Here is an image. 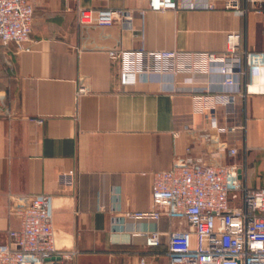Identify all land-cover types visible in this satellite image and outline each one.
I'll list each match as a JSON object with an SVG mask.
<instances>
[{
  "label": "crops",
  "instance_id": "obj_1",
  "mask_svg": "<svg viewBox=\"0 0 264 264\" xmlns=\"http://www.w3.org/2000/svg\"><path fill=\"white\" fill-rule=\"evenodd\" d=\"M28 1L33 22L23 47L29 50L0 46V245L19 226L16 212L48 194L56 246L77 252L48 264H169L168 234L186 223L124 216L151 210L153 172L186 159L236 164L248 188H264V93L245 94L243 86H257V79L242 77L231 112L216 109L217 124L235 129L210 139L189 89L217 87V75L123 85L119 60L109 57L110 51L220 52L226 34L237 31L242 66L244 52L264 66V10L238 16L225 9L227 0H197L211 9L158 12L147 0ZM77 8L128 10L131 23L82 25ZM69 171L72 182H60ZM155 230L160 242L147 247L145 236Z\"/></svg>",
  "mask_w": 264,
  "mask_h": 264
},
{
  "label": "built area",
  "instance_id": "obj_2",
  "mask_svg": "<svg viewBox=\"0 0 264 264\" xmlns=\"http://www.w3.org/2000/svg\"><path fill=\"white\" fill-rule=\"evenodd\" d=\"M151 11L178 8H213L197 0H147ZM225 9L243 16L248 10L262 12L264 0H227ZM77 21L82 25L110 26L115 22L131 23V14L124 9L77 8ZM33 22V6L28 0H0V46L14 43L20 51H28ZM240 51V34L228 32L225 48L220 52L110 51L112 60H119L120 82L134 85L138 81L151 82L168 77L170 82L178 74L211 75L220 79L218 85L208 82L206 87H192L194 113L208 120L207 137L232 132L235 128L219 126L215 117L218 107L231 112L240 95L243 76L257 79L243 86L245 94L264 93V66L254 65L249 53ZM171 90H174L172 87ZM4 115L12 116L5 108ZM42 123V120H36ZM221 148H226L220 144ZM231 156L235 148L228 149ZM73 172L60 176V182L70 184ZM150 211L126 212L132 219L161 217L178 218L187 227L168 234L167 258L169 264H264V188L250 189L236 164H204L200 160L186 159L170 169L153 172L151 179ZM19 226L8 231V242L0 245V264H48L52 258L71 260L76 251L58 249L53 229V197L41 194L30 198L17 212ZM159 232L145 236V245L159 244ZM140 264H146L141 259Z\"/></svg>",
  "mask_w": 264,
  "mask_h": 264
},
{
  "label": "water",
  "instance_id": "obj_3",
  "mask_svg": "<svg viewBox=\"0 0 264 264\" xmlns=\"http://www.w3.org/2000/svg\"><path fill=\"white\" fill-rule=\"evenodd\" d=\"M52 260H60V258H58V257L57 258H52Z\"/></svg>",
  "mask_w": 264,
  "mask_h": 264
},
{
  "label": "bare ground",
  "instance_id": "obj_4",
  "mask_svg": "<svg viewBox=\"0 0 264 264\" xmlns=\"http://www.w3.org/2000/svg\"><path fill=\"white\" fill-rule=\"evenodd\" d=\"M252 89L255 90L256 89V86H253Z\"/></svg>",
  "mask_w": 264,
  "mask_h": 264
}]
</instances>
